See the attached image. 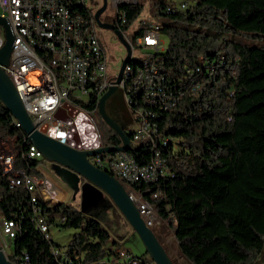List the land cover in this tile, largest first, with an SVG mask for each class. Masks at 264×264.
<instances>
[{
	"label": "trees",
	"instance_id": "trees-1",
	"mask_svg": "<svg viewBox=\"0 0 264 264\" xmlns=\"http://www.w3.org/2000/svg\"><path fill=\"white\" fill-rule=\"evenodd\" d=\"M143 1L122 7L124 30L141 15ZM150 3L164 18L159 35L167 40L164 50L152 56L181 97L151 119L163 138L155 149L165 160V175L134 188L154 206L188 264H254L264 249V0H186L184 10L173 0ZM247 39L263 47L248 45ZM82 107L95 110L94 96ZM101 124V142L119 146L118 136ZM128 137L127 152L137 164H147L152 146ZM0 138H16L17 168L40 174L34 168L40 161L21 157L28 144L1 103ZM33 207L48 225L78 231L64 250L37 229ZM0 218L19 223L13 264H126L119 250H106L111 236L98 221L70 204L40 197L31 206L27 191L10 189L1 168ZM131 258L154 264L147 253Z\"/></svg>",
	"mask_w": 264,
	"mask_h": 264
},
{
	"label": "built area",
	"instance_id": "built-area-1",
	"mask_svg": "<svg viewBox=\"0 0 264 264\" xmlns=\"http://www.w3.org/2000/svg\"><path fill=\"white\" fill-rule=\"evenodd\" d=\"M111 4L115 9L114 25L130 51V59L124 65L118 83V75L107 79L106 57L95 30L96 21L88 23L87 31H80L81 12L71 9V4H64L62 0H0V17L5 19L13 36L8 64L3 69L35 130L62 139L73 137L81 141L85 148L91 149L103 145L93 119L95 111L81 113V105H89L92 96L100 99L109 88L117 87L124 106L136 122V129L131 134L133 143L149 142L153 155L145 165L137 164L127 151L96 156V163L92 164L117 176L146 227L156 230L162 222L154 212V206L134 185L154 182L165 175V160L155 149L157 142L163 138L157 122H151V117L141 118L140 109L142 106H151V115L172 109L176 97H181V89L173 90V86L166 83L161 64L152 56V53L165 48L159 35L160 25L141 22L131 36H126L123 28L127 19L122 7L136 4V1L112 0ZM186 6L187 3H182L179 8L184 10ZM140 30L142 33L137 35ZM0 31L3 32L0 36L1 49L5 42L1 25ZM72 35H79L81 51L72 50ZM136 49L145 51L144 60L132 57ZM33 52L42 54L43 65H34ZM44 56L53 57L55 68L44 65ZM136 61H146V68H136ZM199 61L202 64L203 60ZM90 62H97L95 74H87ZM125 68H133V76H125ZM154 69H161V76H154ZM31 75L38 79V84L30 82ZM196 88L197 85H193L191 91ZM79 120L88 127L93 139L89 146L79 131ZM13 139L12 143H15L16 138ZM18 156L14 145L0 150V168L9 188H24L31 206L36 204L38 197L49 201L45 194L35 191V183H51V180L42 172V177H38L23 168H17ZM27 156H34L40 161L34 167L40 168L42 156L35 147L34 152H22V158L27 159ZM33 211L37 229L45 238L49 225L34 207ZM15 224L16 221L0 218V248L4 254L8 248L6 241L11 243L15 237ZM53 255L58 257V251L54 250ZM118 256L121 262L132 264L130 255L125 251L119 250ZM8 258L11 260V257Z\"/></svg>",
	"mask_w": 264,
	"mask_h": 264
},
{
	"label": "water",
	"instance_id": "water-1",
	"mask_svg": "<svg viewBox=\"0 0 264 264\" xmlns=\"http://www.w3.org/2000/svg\"><path fill=\"white\" fill-rule=\"evenodd\" d=\"M106 0L103 6L95 13L94 18L97 26L103 30L112 31L119 41L126 47L120 31L113 25L101 22L99 16L105 10ZM0 25L4 29L5 42L0 49V103L8 113L19 124L20 130L26 136L28 142L33 145L41 154L42 159L52 163V172L55 177L69 190L73 196L80 194L81 208L84 210L95 202L102 194H106L115 207L122 214L132 230L142 242L145 252L154 264H172L168 255L158 242L153 232L146 227L140 218L134 204L129 200L125 189L120 182L98 168L91 162L90 158L108 153L128 151L130 149L129 135L123 128L107 113L106 105L108 100L117 94V87L109 88L99 99L97 112L104 125L120 139L119 146H103L98 149L79 148L74 142L68 139L53 137L44 131H37L33 127L30 118L25 113L17 93L6 75L3 67H6L11 52L13 36L5 19L0 17ZM127 49V56L121 64L116 82L121 78L124 65L130 59V51ZM0 264H13L5 256L0 248Z\"/></svg>",
	"mask_w": 264,
	"mask_h": 264
},
{
	"label": "rangeland",
	"instance_id": "rangeland-1",
	"mask_svg": "<svg viewBox=\"0 0 264 264\" xmlns=\"http://www.w3.org/2000/svg\"><path fill=\"white\" fill-rule=\"evenodd\" d=\"M135 1L137 2V0ZM111 2L112 0H106L107 7L100 17L101 22H105L108 19H114L115 9L112 7ZM183 2H186V0H173L174 5L176 6H178L180 3ZM85 3L88 11L92 13V16H94L95 13L102 7L103 0H85ZM142 3H144V9L141 15L138 17V19L135 22H133V24L128 29H125L123 31V33L126 36H131L139 26V23L141 22H144L146 24H159V25H161L164 22V18H159L156 16L155 7L151 5L150 0H145ZM95 30L99 38V41L101 43L102 50L106 57L107 79L115 78L118 75L123 60L127 56V49L119 41V39L115 36V34L112 31L100 29L97 25L95 26ZM2 35L3 32L0 31V36ZM161 40L163 41L165 47L167 45V40L163 38ZM244 42L247 43L248 45L263 47V43L258 40L247 39L244 40ZM145 56H146L145 51L140 49H136L132 55L133 58H136L138 60H144ZM118 95H120V92ZM116 100H117L116 95L112 96L108 100L107 105L116 103ZM123 115L126 121L122 123L121 127L123 128L126 134H130L136 129V123L132 120L129 121L130 112L123 111ZM93 119L97 128L102 134L103 126L101 124L102 121L100 116L98 115V112L94 113ZM12 141H14L13 138H4V139L0 138V150L6 149L7 146L9 148H12L14 145ZM42 163H44L45 165H42ZM51 169H52V163L42 159L40 168H38V172H40V174L42 172L43 175H46L54 179L59 185L65 187L55 177ZM40 174H38V177H42ZM66 190L68 189L66 188ZM51 191L52 194L51 196H49V198L52 199L49 200H51L52 203L58 202L57 199L60 198V195L58 189L57 188L55 189L52 183H51ZM69 193H70L69 198L68 197L65 198V204L71 202L72 192L69 191ZM71 203L73 206L75 205L76 207H78L80 211L81 203H80L79 193H77L74 196V199L72 200ZM83 214L98 221L110 234L111 240H109L106 243V250L109 249H112L113 251L123 250L126 253H129L130 256L134 258L145 257V253H146L145 248L142 242L140 241L139 237L132 230V228L129 226V224L124 219L122 214L119 212V210L115 207L111 199L106 194L102 193L95 200L93 204H90L84 210ZM58 221L59 220H57V222ZM159 229L161 233L159 232ZM153 231L155 232V230ZM156 231L158 232L157 234L158 240L165 247L169 255L174 260H176L178 264H188L186 261H184V259L179 257L173 237L170 234V232H168V227L165 225L163 226V223H161L160 226L156 228ZM77 233H78L77 230L63 229L59 227L57 223L49 225V233H48L49 241L54 246L58 247L61 250H64V248L70 243L73 235ZM114 241L116 243H113ZM6 243L8 248H6L5 250V255L11 257L13 251L12 243H10L9 241H6ZM254 264H264V249L261 256Z\"/></svg>",
	"mask_w": 264,
	"mask_h": 264
},
{
	"label": "bare ground",
	"instance_id": "bare-ground-1",
	"mask_svg": "<svg viewBox=\"0 0 264 264\" xmlns=\"http://www.w3.org/2000/svg\"><path fill=\"white\" fill-rule=\"evenodd\" d=\"M64 1V4H71V9L81 12L82 19L80 22V31H87L88 23H94L95 18L92 16V13L88 11L86 7L85 0H62ZM70 43H71V48L73 51H81V39H79V35H72L70 36ZM33 60H34V65H43V56L40 54V52H33ZM44 65L47 66L48 68H55V61L53 60V57L51 56H44ZM136 68H146V61H136ZM95 69H97V62H90V65H87V74H95ZM125 76H133V68H125ZM154 76H161V71L160 69H154ZM30 82L32 84H38V79L34 76H30ZM176 86V85H174ZM179 99V97H176L175 102ZM95 100V110L98 108V102L99 98H94ZM92 102V101H91ZM90 104V103H89ZM81 105V113H93V110H88L85 107H82ZM88 106V105H86ZM92 107V106H91ZM156 115H151V106H142V109H140V117L141 118H148V117H155ZM12 117V116H11ZM14 126L16 128L20 129L19 124L15 121V119L12 117ZM78 126L80 128V133L81 135H84L87 138L86 144L89 146L92 143V138L90 137V133L88 131V127L86 125H82L81 121L79 120ZM24 135V134H23ZM27 143L28 146L26 148L27 152H34V146L31 145L26 136L24 135L23 138V143ZM27 158L34 159V156H27ZM36 160V159H34ZM91 163H96V156L90 158ZM102 171H105L115 179H117L116 175H113L112 172L106 171L105 168L103 167H96ZM38 170V168H36ZM35 191L40 192L41 194H45L46 198H49L51 196L52 192L47 190V183H35ZM52 199V198H49ZM154 212H156L154 208ZM63 221V219H62ZM19 229V223L15 224V236L17 235ZM49 233V232H48ZM48 233L45 234V238L48 239ZM15 237L12 238V241ZM12 243V242H11ZM27 258H25L26 260ZM130 263L132 264H137V260L132 259L130 256Z\"/></svg>",
	"mask_w": 264,
	"mask_h": 264
},
{
	"label": "flooded vegetation",
	"instance_id": "flooded-vegetation-1",
	"mask_svg": "<svg viewBox=\"0 0 264 264\" xmlns=\"http://www.w3.org/2000/svg\"><path fill=\"white\" fill-rule=\"evenodd\" d=\"M102 6H103V4H102ZM106 7H107V5H106ZM106 7H105V9H106ZM103 12L101 13V15L103 14ZM101 15L99 16V20H100ZM104 23L115 26L113 19H108ZM116 99H117L116 103H112L111 105H106V110H107V113L121 126L122 123L124 121H126V119L124 118V115H123V111L127 112V110H126V107L124 106V104L122 102L121 95L117 94ZM68 138H69V141L74 142V145L78 146L79 148H85L84 144H82L81 141L74 139L73 137H68Z\"/></svg>",
	"mask_w": 264,
	"mask_h": 264
},
{
	"label": "crops",
	"instance_id": "crops-1",
	"mask_svg": "<svg viewBox=\"0 0 264 264\" xmlns=\"http://www.w3.org/2000/svg\"><path fill=\"white\" fill-rule=\"evenodd\" d=\"M127 110V109H126ZM128 111V110H127ZM129 112V111H128ZM134 121V119H133V117H132V115L130 114V116H129V121ZM135 122V121H134ZM136 123V122H135ZM82 136H84V135H82ZM84 141H87V138L85 137L84 139H83ZM42 165H45L44 163H42ZM48 177V176H47ZM50 180H51V183L53 184V186L55 187V188H57L58 189V192H59V195H60V198L59 199H57V201L59 202H62V203H65V198H69V196H70V193H69V191L68 190H66V188L65 187H62L61 185H59L54 179H52V178H50V177H48ZM51 183H47V190L48 191H51ZM52 192V191H51ZM72 198H71V202H72V200L74 199V196H73V194H72V196H71ZM68 203V204H70V205H72V203ZM73 206V205H72ZM74 207H76L75 205H74ZM76 208H78V207H76Z\"/></svg>",
	"mask_w": 264,
	"mask_h": 264
}]
</instances>
